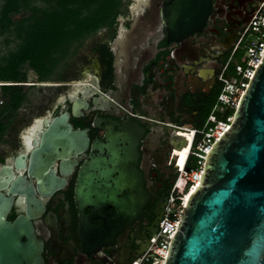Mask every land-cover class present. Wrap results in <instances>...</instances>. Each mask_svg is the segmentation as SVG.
Returning a JSON list of instances; mask_svg holds the SVG:
<instances>
[{"label": "flooded vegetation", "instance_id": "obj_1", "mask_svg": "<svg viewBox=\"0 0 264 264\" xmlns=\"http://www.w3.org/2000/svg\"><path fill=\"white\" fill-rule=\"evenodd\" d=\"M120 1L112 23L73 45L47 79L0 81L21 90L17 107H4L8 98L0 103V264H132L140 258L177 178L168 164L171 129L200 124L262 2L200 0L198 14L209 8L203 23L169 40L162 18L153 17L173 0ZM149 18L146 36H129ZM64 115L72 132H86L87 150L75 153L66 140L47 145L52 122ZM127 122L143 133L138 169L148 201L140 218L124 226L115 221L123 226L116 231L113 208H81L76 192L94 142ZM19 178L25 182L16 183Z\"/></svg>", "mask_w": 264, "mask_h": 264}, {"label": "water", "instance_id": "obj_2", "mask_svg": "<svg viewBox=\"0 0 264 264\" xmlns=\"http://www.w3.org/2000/svg\"><path fill=\"white\" fill-rule=\"evenodd\" d=\"M199 1L173 0L159 12L157 8L153 20L162 18L169 40L184 38L199 28L209 11L205 6L198 14ZM150 21L146 19L145 29L136 24L129 36H146ZM261 61L233 121L206 157L201 181L185 204L165 264H264V54ZM59 126L66 129L59 133ZM171 130L174 141L168 164L177 174L188 134L185 126ZM142 135L137 124L127 122L119 132L109 131L94 142L78 179L76 199L81 208H113L112 223L120 221L123 226L141 217L148 201L138 169ZM45 140L47 145L66 140L75 153L87 150L90 141L85 131L72 132L67 115L52 122ZM123 226L114 223L116 231Z\"/></svg>", "mask_w": 264, "mask_h": 264}, {"label": "trees", "instance_id": "obj_3", "mask_svg": "<svg viewBox=\"0 0 264 264\" xmlns=\"http://www.w3.org/2000/svg\"><path fill=\"white\" fill-rule=\"evenodd\" d=\"M0 0V37L13 35L16 42L14 50L2 55L0 50V81H23L27 65L41 80L51 76L55 68L66 58L76 43L82 42L99 29L112 23L121 4L120 0ZM19 16V17H18ZM9 44V40H6ZM239 50L236 57L239 55ZM232 65L226 76L233 75ZM235 75V73H234ZM3 97L9 102L4 107H17L21 90L15 86H0ZM222 89L219 91V94ZM218 96L208 105L202 121L197 126L201 129ZM232 112V113H230ZM232 110L225 114L217 113V120L233 115ZM196 159L191 158L188 168L195 167ZM179 187L183 190L184 182ZM194 189L191 190L192 193Z\"/></svg>", "mask_w": 264, "mask_h": 264}, {"label": "built area", "instance_id": "obj_4", "mask_svg": "<svg viewBox=\"0 0 264 264\" xmlns=\"http://www.w3.org/2000/svg\"><path fill=\"white\" fill-rule=\"evenodd\" d=\"M239 50L244 51V65L236 61L235 55ZM263 54L264 0L242 33L239 44L232 51L229 63L224 67L220 78L221 92L204 126L201 129L185 126L188 134L185 149H189L188 155L184 163L179 165L175 185L169 196L154 241L133 264H165L171 240L181 218L184 216V210L187 209L185 207L186 196L200 183L209 151L224 134L234 118L233 114L223 120H217L216 114L223 115L227 110H232L235 113L242 95L249 87L254 72L258 65L262 64ZM230 65L233 66L235 75L227 77L226 73ZM192 157L196 159V164L195 167L189 169L188 166ZM181 180L184 182L183 190L179 187Z\"/></svg>", "mask_w": 264, "mask_h": 264}, {"label": "rangeland", "instance_id": "obj_5", "mask_svg": "<svg viewBox=\"0 0 264 264\" xmlns=\"http://www.w3.org/2000/svg\"><path fill=\"white\" fill-rule=\"evenodd\" d=\"M1 2H3V0H1ZM35 4H42L41 0H34ZM19 17V16H18ZM6 40H9V44L6 43ZM16 47V42L14 40V36L13 35H5L3 37H0V50L2 55H6L9 51L14 50ZM236 61L239 62L240 64H245L244 62V51H240L239 55L236 57ZM23 71L27 73V79L29 82L35 80L37 78V73L31 69L30 67H28L27 65L23 68ZM234 75V73H233ZM2 86V85H0ZM25 92H27V90L25 89ZM34 92V91H32ZM30 92V93H32ZM34 93H37L36 91ZM33 94V93H32ZM5 101V98L3 97V91L0 87V103ZM227 110V109H226ZM232 113V112H230Z\"/></svg>", "mask_w": 264, "mask_h": 264}, {"label": "bare ground", "instance_id": "obj_6", "mask_svg": "<svg viewBox=\"0 0 264 264\" xmlns=\"http://www.w3.org/2000/svg\"><path fill=\"white\" fill-rule=\"evenodd\" d=\"M186 149H188V148H186ZM188 152H189V149H188ZM187 155H188V153H187ZM186 157L187 156H185L184 159L182 158V160L180 161V164H183L184 163ZM181 182H182V180L179 181V185L181 184ZM198 186H199V184H197V186L194 188V191L197 189ZM194 191L192 193H190L189 195L186 196V202L188 201V199L190 198V196L194 193Z\"/></svg>", "mask_w": 264, "mask_h": 264}]
</instances>
